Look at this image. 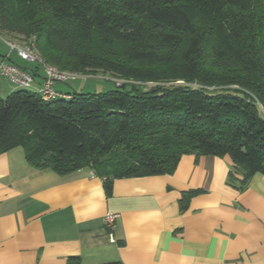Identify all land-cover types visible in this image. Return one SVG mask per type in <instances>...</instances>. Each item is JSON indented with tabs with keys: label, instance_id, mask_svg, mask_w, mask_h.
Masks as SVG:
<instances>
[{
	"label": "trees",
	"instance_id": "1",
	"mask_svg": "<svg viewBox=\"0 0 264 264\" xmlns=\"http://www.w3.org/2000/svg\"><path fill=\"white\" fill-rule=\"evenodd\" d=\"M0 34L61 71L114 78L105 92L54 84L50 99L13 85L0 153L20 146L58 174L87 168L107 195L116 179L170 174L184 154L229 156L240 189L264 175V0H0ZM199 192L182 191L180 209Z\"/></svg>",
	"mask_w": 264,
	"mask_h": 264
},
{
	"label": "crops",
	"instance_id": "2",
	"mask_svg": "<svg viewBox=\"0 0 264 264\" xmlns=\"http://www.w3.org/2000/svg\"><path fill=\"white\" fill-rule=\"evenodd\" d=\"M21 61L10 62L34 70L38 88L43 67ZM13 89L0 77L1 97ZM233 169L227 155L184 154L170 174L119 178L107 195L87 168H34L11 148L0 153V264H264V175L240 189L228 180ZM190 189L201 192L181 210Z\"/></svg>",
	"mask_w": 264,
	"mask_h": 264
},
{
	"label": "built area",
	"instance_id": "3",
	"mask_svg": "<svg viewBox=\"0 0 264 264\" xmlns=\"http://www.w3.org/2000/svg\"><path fill=\"white\" fill-rule=\"evenodd\" d=\"M10 50H14L17 56L26 62L38 63L44 69V78L38 89L44 99H50L59 96L60 94L55 90L54 84L57 82L67 81L74 73L61 71L57 67L45 63L36 50L33 44L23 43L18 45L16 43L7 41ZM75 76V75H73ZM0 77L5 78L9 83L17 87L28 88L34 82L32 73L26 69L21 68L7 59L0 61ZM115 217L113 213H108L103 218V226L106 230L111 231L115 226Z\"/></svg>",
	"mask_w": 264,
	"mask_h": 264
},
{
	"label": "rangeland",
	"instance_id": "4",
	"mask_svg": "<svg viewBox=\"0 0 264 264\" xmlns=\"http://www.w3.org/2000/svg\"><path fill=\"white\" fill-rule=\"evenodd\" d=\"M7 41L16 43L18 45H24L21 42V39H18V38L12 39L11 37L7 38L5 35L0 34V59L3 60L5 57H7L8 55L11 54L10 59H9L10 61H12L14 59L15 62L24 63L19 58H17L18 56H16L17 54L14 50H10V47H9ZM25 64H27L28 66L34 65V63H32V62H26ZM48 64H50V63H48ZM73 75H75V76H73ZM73 75L67 81H65V83H55V86H56V84H58V85L61 84V85H64L69 90V92H82V93L105 92L109 89L114 88V84L112 82V80H114V78L107 75V74L97 73L96 75H91V74H75L74 73ZM117 81L122 82V83L129 82V83L140 84L139 81L135 82L133 80H128V79H121L120 81L116 80V82ZM160 83L164 84L162 82H160ZM171 83L172 82H168V84H171ZM174 83L178 84V83H182V82L181 81H175ZM155 84H158V82L157 83L145 82L142 85L145 87L146 86L149 87V86L155 85Z\"/></svg>",
	"mask_w": 264,
	"mask_h": 264
}]
</instances>
